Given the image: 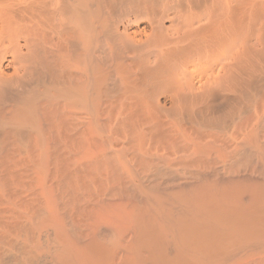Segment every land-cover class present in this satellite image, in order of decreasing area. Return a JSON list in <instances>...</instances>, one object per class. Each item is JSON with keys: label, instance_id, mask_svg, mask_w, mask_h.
<instances>
[{"label": "bare ground", "instance_id": "obj_1", "mask_svg": "<svg viewBox=\"0 0 264 264\" xmlns=\"http://www.w3.org/2000/svg\"><path fill=\"white\" fill-rule=\"evenodd\" d=\"M0 264H264V0H0Z\"/></svg>", "mask_w": 264, "mask_h": 264}]
</instances>
